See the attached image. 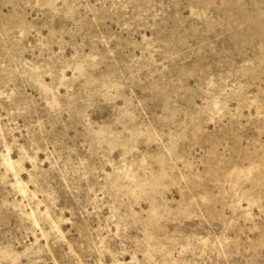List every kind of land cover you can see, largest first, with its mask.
Masks as SVG:
<instances>
[{
  "label": "rangeland",
  "instance_id": "374dc122",
  "mask_svg": "<svg viewBox=\"0 0 264 264\" xmlns=\"http://www.w3.org/2000/svg\"><path fill=\"white\" fill-rule=\"evenodd\" d=\"M0 264H264V0H0Z\"/></svg>",
  "mask_w": 264,
  "mask_h": 264
}]
</instances>
